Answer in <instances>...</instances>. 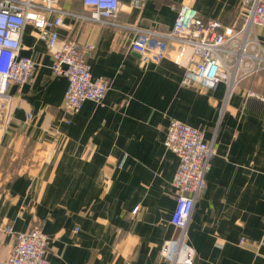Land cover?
Returning <instances> with one entry per match:
<instances>
[{
	"label": "crops",
	"instance_id": "0c3cea01",
	"mask_svg": "<svg viewBox=\"0 0 264 264\" xmlns=\"http://www.w3.org/2000/svg\"><path fill=\"white\" fill-rule=\"evenodd\" d=\"M119 1L117 25L66 15L59 29L110 83L102 102L85 101L77 113L65 109L67 79L52 72L46 43L31 25L21 35L35 69L31 82L10 87V117L0 118V259L18 233L39 225L50 264H169L161 246L179 233L171 223L179 157L164 138L174 118L215 146L186 228L193 264H264V69L232 91L186 87L173 44L157 63H142L130 46L144 29L172 28L183 5L229 25L247 9L242 0ZM60 4L91 11L82 0ZM256 36L264 45V30Z\"/></svg>",
	"mask_w": 264,
	"mask_h": 264
},
{
	"label": "built area",
	"instance_id": "2783aa9c",
	"mask_svg": "<svg viewBox=\"0 0 264 264\" xmlns=\"http://www.w3.org/2000/svg\"><path fill=\"white\" fill-rule=\"evenodd\" d=\"M82 3L91 8L90 13L67 10L60 0H0V103L4 123L11 113L10 87L23 86L33 79L35 61L21 54V35L28 25L37 31L38 38L53 55L52 72L67 79L65 109L77 113L85 101H103L109 80L93 75L78 41L61 38L59 29L64 26L66 15L117 25L120 1L82 0ZM133 3L140 6L142 0H133ZM242 3L247 13L240 25L205 21L197 9L183 5L172 28L144 29L130 46L141 55L142 63H157L167 56L173 44L176 47L173 59L184 68L183 86L215 89L225 83L232 91L242 80L264 69V45L256 36L257 28L264 30V0H242ZM251 95L261 97L255 92ZM164 145L179 157L173 179L176 205L171 216V223L179 233L162 243L161 255L169 264H193L196 251L186 241V228L206 186L205 177L215 154L214 139L208 140L204 131L171 118ZM6 231L12 233L13 227L8 225ZM47 247L48 235L35 225L29 231L18 233L14 247L7 257L0 259V264H50Z\"/></svg>",
	"mask_w": 264,
	"mask_h": 264
},
{
	"label": "rangeland",
	"instance_id": "374dc122",
	"mask_svg": "<svg viewBox=\"0 0 264 264\" xmlns=\"http://www.w3.org/2000/svg\"><path fill=\"white\" fill-rule=\"evenodd\" d=\"M3 106L2 104L0 103V118H2V122L4 123V111H3Z\"/></svg>",
	"mask_w": 264,
	"mask_h": 264
}]
</instances>
